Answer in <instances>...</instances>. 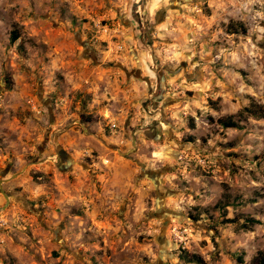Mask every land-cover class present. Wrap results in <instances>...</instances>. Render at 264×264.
Returning a JSON list of instances; mask_svg holds the SVG:
<instances>
[{"label": "rangeland", "instance_id": "obj_1", "mask_svg": "<svg viewBox=\"0 0 264 264\" xmlns=\"http://www.w3.org/2000/svg\"><path fill=\"white\" fill-rule=\"evenodd\" d=\"M0 187V264H256L264 0H0Z\"/></svg>", "mask_w": 264, "mask_h": 264}, {"label": "trees", "instance_id": "obj_2", "mask_svg": "<svg viewBox=\"0 0 264 264\" xmlns=\"http://www.w3.org/2000/svg\"><path fill=\"white\" fill-rule=\"evenodd\" d=\"M231 30L233 32H242L244 33L246 31V28L243 26V25H239L238 28H236L235 26L231 25ZM18 32H16L15 30H12L11 31V34H10V37H9V40L10 42H14L17 38H18ZM253 115H257V116H262L263 115V112L259 111L258 110H252L250 108H247ZM218 123L225 127V128H228V127H235V128H238L240 127V125L231 117V116H226V117H223V118H219L218 120ZM247 221H250V222H254L256 220L254 219H247ZM245 227V226H244ZM237 259L238 261H241V257L238 255L237 256ZM188 261H192V262H197V263H201L202 262V259L197 256V255H192L190 257H188ZM256 264H264V253H259L256 257Z\"/></svg>", "mask_w": 264, "mask_h": 264}, {"label": "water", "instance_id": "obj_3", "mask_svg": "<svg viewBox=\"0 0 264 264\" xmlns=\"http://www.w3.org/2000/svg\"><path fill=\"white\" fill-rule=\"evenodd\" d=\"M0 190H1L2 194L4 195V197L6 199V202L5 203H7V201L9 200L7 194L3 191L2 187H0Z\"/></svg>", "mask_w": 264, "mask_h": 264}]
</instances>
